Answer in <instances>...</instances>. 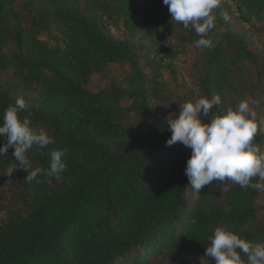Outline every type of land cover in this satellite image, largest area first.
<instances>
[{
    "label": "trees",
    "instance_id": "obj_1",
    "mask_svg": "<svg viewBox=\"0 0 264 264\" xmlns=\"http://www.w3.org/2000/svg\"><path fill=\"white\" fill-rule=\"evenodd\" d=\"M212 16L202 49L163 0H0V124L23 97L20 116L54 141L28 150L30 169L67 149L59 180L31 183L22 168L6 175L13 148L0 156V264H215L205 250L218 226L264 242L263 191L226 178L196 193L191 149L166 144L194 89L220 95L210 116L243 99L264 115V0H219ZM177 28L186 40L172 45ZM189 46L199 61L178 100L171 81ZM253 144L264 153L263 133Z\"/></svg>",
    "mask_w": 264,
    "mask_h": 264
},
{
    "label": "clouds",
    "instance_id": "obj_2",
    "mask_svg": "<svg viewBox=\"0 0 264 264\" xmlns=\"http://www.w3.org/2000/svg\"><path fill=\"white\" fill-rule=\"evenodd\" d=\"M218 3L219 0H163L171 20L185 28L191 24L200 37L195 44L202 49L212 47L213 41L207 38V34L215 26L212 12ZM221 103L220 95L216 94L211 99L200 97L195 102L181 105L178 116L168 120L171 137L166 144L172 146L180 142L191 149L185 175L190 189L196 193L212 181L222 182L226 178L229 185L264 191V153L253 144L258 130L256 113L251 110L249 100L243 99L234 108L218 109L210 116L211 110ZM26 108L25 99L18 97L14 105L5 109L0 124V137L6 139L0 147V156L13 148L12 156L16 161L7 168L6 175L11 177L14 171L22 168L28 172L26 183L36 180L41 173L59 180L66 168L62 158L67 149L50 150L48 168L30 169L28 150L33 146L44 149L54 141L46 131L32 126L30 111L26 116H20ZM201 114L209 118L208 122L200 118ZM253 178H258L257 182L253 183ZM208 240L205 255L213 258L215 264H264V242L247 241L227 226L216 227Z\"/></svg>",
    "mask_w": 264,
    "mask_h": 264
},
{
    "label": "rangeland",
    "instance_id": "obj_3",
    "mask_svg": "<svg viewBox=\"0 0 264 264\" xmlns=\"http://www.w3.org/2000/svg\"><path fill=\"white\" fill-rule=\"evenodd\" d=\"M178 23V22H177ZM181 24V23H178ZM183 40H186V34L183 33L179 28H177V31L171 35V44H177L178 42H181ZM187 45V44H186ZM198 50L194 46H189L188 49H186V52L184 54H181L180 59L178 60L176 64V79H172L171 84L173 85V88L175 87L176 91L179 93L178 100L181 99L183 96V93L185 90L188 91L189 86H193L192 80H191V67L192 65L199 61L198 57ZM121 73H125L121 72ZM190 74V75H189ZM167 78L171 79V76L169 73L167 74ZM101 83V82H100ZM186 85V88L183 85ZM97 87L95 83H93V88ZM191 98V102H195V100L199 99L202 96V94L195 89L191 92L187 93V96L185 98ZM252 110V109H251ZM253 111V110H252ZM256 113V123L258 125V132L263 133L264 135V115L261 111H257ZM200 118L203 120L204 116L201 114ZM204 122H207L203 120ZM258 203L261 205H264V191L261 193V195L258 198Z\"/></svg>",
    "mask_w": 264,
    "mask_h": 264
}]
</instances>
